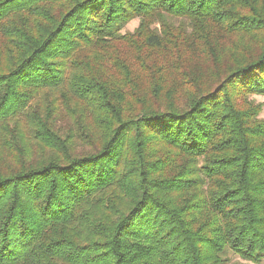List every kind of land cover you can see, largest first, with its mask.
Returning <instances> with one entry per match:
<instances>
[{
    "label": "trees",
    "instance_id": "16d2710c",
    "mask_svg": "<svg viewBox=\"0 0 264 264\" xmlns=\"http://www.w3.org/2000/svg\"><path fill=\"white\" fill-rule=\"evenodd\" d=\"M255 95L264 0H0V264H264Z\"/></svg>",
    "mask_w": 264,
    "mask_h": 264
},
{
    "label": "rangeland",
    "instance_id": "374dc122",
    "mask_svg": "<svg viewBox=\"0 0 264 264\" xmlns=\"http://www.w3.org/2000/svg\"><path fill=\"white\" fill-rule=\"evenodd\" d=\"M139 21L137 19L131 21L129 23V25H127V27L125 28V31H128V30H133L137 25H138ZM254 98L259 101V102H264V95H255ZM261 116L264 117V108H263V111L261 113ZM232 261L231 263H238V264H255V263H252V262H249V261H245L243 259H241L239 256L237 255H232Z\"/></svg>",
    "mask_w": 264,
    "mask_h": 264
}]
</instances>
